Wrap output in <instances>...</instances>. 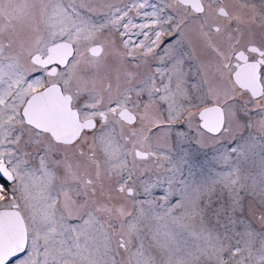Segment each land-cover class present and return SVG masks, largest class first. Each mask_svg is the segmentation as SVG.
<instances>
[{"label": "snow or ice", "instance_id": "obj_1", "mask_svg": "<svg viewBox=\"0 0 264 264\" xmlns=\"http://www.w3.org/2000/svg\"><path fill=\"white\" fill-rule=\"evenodd\" d=\"M0 264H264V0H0Z\"/></svg>", "mask_w": 264, "mask_h": 264}]
</instances>
